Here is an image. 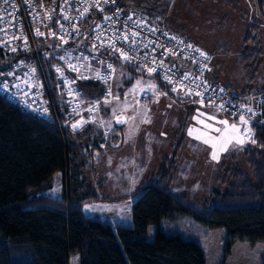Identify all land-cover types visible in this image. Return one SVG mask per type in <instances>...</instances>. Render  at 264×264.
<instances>
[{
	"label": "trees",
	"instance_id": "16d2710c",
	"mask_svg": "<svg viewBox=\"0 0 264 264\" xmlns=\"http://www.w3.org/2000/svg\"><path fill=\"white\" fill-rule=\"evenodd\" d=\"M251 1L253 9L255 6L264 13V0ZM157 2L117 0L126 14L131 10L152 11ZM89 27L90 23L85 25L86 33ZM83 36L70 45L90 56L111 59V63H127L130 77L147 72L111 50L92 48L89 36ZM263 54L262 23L257 16L246 32L240 56L248 84L242 91L230 92L232 95L244 100L251 96ZM152 76L169 97L182 104L189 101L178 97L159 74ZM77 85L89 99L101 100L107 92L106 84L96 78L78 79ZM55 96L58 101L60 97ZM70 123L64 134L60 133L45 118L20 109L0 93V264H206L197 238L163 229V225L176 224L189 215L208 228L224 227L228 243L264 241V124L254 125L255 146L245 148L248 171L227 167L217 176L222 190L214 189L210 204L172 191L179 172L176 154L180 144L176 145L158 171L137 187L135 192L140 195L133 202L129 226L84 214L86 203L108 199L98 195L104 179L93 181L83 172L84 146L101 151L105 138L103 133H95L92 124L73 132ZM118 132L122 133V127L115 126L106 144L123 139ZM59 173L63 177L62 195L44 194ZM152 224L157 229L150 240Z\"/></svg>",
	"mask_w": 264,
	"mask_h": 264
},
{
	"label": "rangeland",
	"instance_id": "374dc122",
	"mask_svg": "<svg viewBox=\"0 0 264 264\" xmlns=\"http://www.w3.org/2000/svg\"><path fill=\"white\" fill-rule=\"evenodd\" d=\"M251 2L253 3L251 0H158L152 11L131 10L129 14L147 19L157 28L167 30L204 49L225 46V42L229 39L231 43L234 42V47L238 42L242 44L244 27L248 24L249 15L254 11L262 23L264 49V13L255 6L253 9ZM55 42L57 43L54 48L57 51L64 48L60 41L51 40V43ZM75 49L81 51L78 47ZM223 50L224 48L221 49L222 52ZM236 51L237 49L234 48L233 52ZM79 58H82L79 67L81 78L100 79L106 73L111 74L110 81L105 83L107 92L103 99H89L82 93L81 108H88L78 115L73 114V120L84 116L88 124L95 127V133L101 132L105 138L100 143L102 152L98 148L93 149L92 145H85L83 148L84 175L93 181L104 179L103 189L98 191V195L108 198L86 203L83 206L86 216H101L113 223L131 225L132 205L140 195L135 192L138 185L146 180L147 176L156 173L164 157L173 153L174 142L178 137L176 135H179L182 128L186 131L187 144L177 150L176 158L181 161V167L172 186L174 193H187L190 200H201L210 204L214 189L222 190L220 184L214 186L210 182L206 186L202 184L201 189H195L200 183L194 182L196 186L192 188L188 181L191 176L188 177L185 172L184 162L190 154L188 149L192 147L199 150L202 140L207 138L212 140H210L212 147L215 145L220 150L222 148L221 162L225 170L227 167L239 166L248 171L244 153L246 147L254 148L255 143L251 142L254 133L250 130L251 139H249V131H243L242 127L238 126L239 122L242 123L240 119L235 123L238 126L237 131L233 132L229 128L232 119L227 113L221 112L214 107L215 105L214 109L207 110L204 106L206 104H202L198 106L199 109L193 116L191 108L173 101L160 89L152 73L146 72L137 77H130L127 71L128 65L122 61L111 63V59L105 61L97 55L90 56L84 53H80ZM239 70L241 76L235 78L234 82L238 88H241L247 85V76L241 65ZM261 70L264 72V54ZM145 91L151 96L146 100L143 99ZM121 113L126 114L128 118L127 123L122 126L123 143L119 147H112L106 142L115 129L116 116ZM185 119L188 121L186 129L183 127ZM220 121H227L228 125ZM226 127L227 131H225ZM190 129L193 130L192 135H189ZM197 136L201 138L197 139ZM230 136L243 139L245 143L238 144L233 140L232 143L225 144ZM211 143H207L209 152L213 151L210 147ZM224 148L226 150H223ZM197 157L195 158L199 162L207 161L203 155ZM62 189L63 177L59 173L54 178L52 188L46 190L44 194L60 197ZM156 229L157 225H150L148 229L150 240L154 238ZM163 229L168 233L180 232L185 238H197L206 264H263L264 262V241L251 243L246 240H236L228 243L224 227L208 228L190 215L180 218L176 224L163 225Z\"/></svg>",
	"mask_w": 264,
	"mask_h": 264
},
{
	"label": "built area",
	"instance_id": "2783aa9c",
	"mask_svg": "<svg viewBox=\"0 0 264 264\" xmlns=\"http://www.w3.org/2000/svg\"><path fill=\"white\" fill-rule=\"evenodd\" d=\"M0 17V93L20 109L45 118L60 133L64 134L74 113L78 115L88 108H81L77 85V80L82 79L79 56L84 52L70 45L82 39L88 23L91 27L83 38L89 36L92 48L119 49L115 52L122 60L147 72L155 69L151 73L159 74L172 89L176 88L174 92L210 102L232 116H259V123L264 124L262 98L249 105L208 79L212 57L207 51L147 20L124 13L117 0H9L8 4L0 0ZM37 30L43 35H38ZM53 39L64 48L57 51V42L51 43ZM121 52L131 59L125 60ZM185 74H190L187 79ZM110 79L111 74L106 73L99 80L106 83ZM55 95L60 97L58 101ZM149 96L147 91L143 93L144 100ZM253 98L249 99L253 102Z\"/></svg>",
	"mask_w": 264,
	"mask_h": 264
},
{
	"label": "crops",
	"instance_id": "0c3cea01",
	"mask_svg": "<svg viewBox=\"0 0 264 264\" xmlns=\"http://www.w3.org/2000/svg\"><path fill=\"white\" fill-rule=\"evenodd\" d=\"M255 17H257V15H256V12L253 11L252 14H250L248 17L249 18L248 24L244 27L245 31H244V34L242 37V44H240L238 42V44L234 47V45H235L234 42L231 43V40L229 39L227 42H225V46L220 45V46H213L210 48H204V50L207 51L212 57V66H211V69L207 72L208 79L210 81L216 83L220 87L222 86L223 88L222 87L221 88L228 91V92H232V91H234V92L238 91L239 92V91L244 90L247 86L246 85L245 87L242 86L241 88H238L235 85L234 80H236L235 78L241 76V72L239 70V65H241V67L244 71L240 56H241L242 47H243V43L245 40L246 32L250 26L251 21ZM223 48H224V50L222 52L221 49H223ZM234 48L237 49L236 52H233ZM184 66L189 68V66H187L185 64H184ZM246 82L248 84V78H247ZM220 83L222 85H220ZM256 85L257 86L254 85V90L250 94L251 95L250 97L254 96L253 102L251 101V99H249L250 97H247L245 99L249 105H253L258 98H262L264 100V72H263V70L260 71V73L257 77ZM175 94L180 98L189 99V101L186 102V104H182V103H180V104L182 106L184 105L188 108H191L192 109L191 112H192L193 116L197 112V110L199 109L198 106H201L202 104H206L204 106L207 110H209V108L214 109V107H216L212 103L201 102L199 100L191 99L185 93H183L181 91L175 92ZM170 99L179 103L175 98L170 97ZM218 110H220L221 112L227 113L229 115V116L228 115L227 116L230 117V119H232L229 123L230 129H231V125H235V123L239 122L238 120L240 119V117L232 116L228 112L223 111L221 109H218ZM244 118L248 121V123L244 124V123L239 122L238 126L242 127L243 131L247 130V132H248L249 130H251L255 135L254 125L256 123H259L260 117L255 116L254 118H246V117H244ZM187 124H188V121L185 119L184 123H183V127L185 129H186ZM238 126H236V128H238ZM185 133H186V131H183V128H182V131L179 132V135H176L178 137L175 139L176 140V142H174L175 146L180 144V148H181L182 145L184 146L187 144ZM210 140L211 139H209V143H211ZM210 147H212V143H211ZM211 149L213 151L209 152V148H208L207 144L204 143V140H202L201 148L199 150L193 149L192 147L190 149H188L190 154H188V156L186 157L187 160L184 163H185V172H186L187 176L188 177L191 176L190 178H188V181H190L192 188L196 186L194 184V182L200 183V186H198L195 189H199L202 186V184L206 186L209 182H210V184H214V186L218 185L217 176L219 174H223V172H225V169L223 168V163L221 162L222 161L221 159L223 157V155L221 154L222 148L220 150L219 147L217 146L215 148L212 147ZM214 152L218 156V159H213V153ZM197 155L205 156V158H206L205 160H207V161H205L204 163L199 162L196 159V158H198ZM178 165H179V170H180V167H181V161L180 160H178ZM213 165H214V167L212 168ZM202 166H203V169H202ZM218 166H219V169L217 170ZM221 168H223V170H222L223 172L221 171V173H219ZM207 179H209V181ZM103 218H106V217H103ZM110 222H112V221H110ZM116 223H121V222H116ZM127 225L131 226L132 224L130 225V223H129Z\"/></svg>",
	"mask_w": 264,
	"mask_h": 264
},
{
	"label": "snow or ice",
	"instance_id": "6c2138e0",
	"mask_svg": "<svg viewBox=\"0 0 264 264\" xmlns=\"http://www.w3.org/2000/svg\"><path fill=\"white\" fill-rule=\"evenodd\" d=\"M106 2H107V0H106ZM113 2H114V0H113ZM3 3L8 4V3H9V0H3ZM85 11H87V9H86ZM67 18H68V17L65 16V19H67ZM0 19H2V17H0ZM105 19H110V17H105ZM129 19H131V17H129ZM37 34H38V35H43V33H40L38 30H37ZM132 35L135 36V35H137V33H133ZM16 38L19 39L20 37H16ZM124 39H126V40L128 39L127 34H125ZM133 42H135V41H133ZM102 46H103V45H102ZM187 47H192V45H188ZM11 50H12V51H15L16 49L13 48V49H11ZM114 51H120V50L114 48ZM196 51H199V50L197 49ZM200 55L205 56V57L207 58L206 54L203 53V52H200ZM121 56H122L125 60H130V59H131L130 57H128V55H127L125 52H121ZM205 67H206V65H205ZM58 71H59V69H58ZM148 71L151 73V72L155 71V69L149 68ZM189 75H190V74H185V75H184V79H187ZM172 90H173V91H177L176 88H173ZM190 92H191V90H189V94H190ZM197 95H199V93H197ZM249 111H251V109H249ZM240 120H241V122L244 123V124H247V123H248V121L244 118L243 115L240 117ZM117 122H118V123H123V121H120V120H118ZM145 122H150V121H145ZM220 123H222V124H224V125H226V126L228 125V122H227V121H220ZM73 127H76V125H74ZM231 129H232L233 132L237 131L236 125H231ZM217 131H220V130L217 129ZM225 131H227V127L225 128ZM192 134H193V130L190 129V130H189V135H192ZM196 138H197V139H200L201 137H200V136H197ZM249 139H251L250 130H249ZM233 140H236V143H238V144H243V143H245V141H244L243 139H236V137H234V136H230V137H228V139L225 141V144H230V143L233 142ZM251 142H252V143H255L256 141H255L254 139H251ZM204 143H206V144L209 143V140H208V139H205V140H204ZM213 148H215V145H213ZM223 150H226V148H224ZM213 159H218V156L216 155L215 152L213 153ZM86 207H87V206H86Z\"/></svg>",
	"mask_w": 264,
	"mask_h": 264
},
{
	"label": "water",
	"instance_id": "95a60500",
	"mask_svg": "<svg viewBox=\"0 0 264 264\" xmlns=\"http://www.w3.org/2000/svg\"><path fill=\"white\" fill-rule=\"evenodd\" d=\"M120 120V121H123V123H118L117 121ZM127 116L126 114L124 113H121V114H118L115 118V124L117 127H122L124 126L126 123H127ZM88 124V120L84 117V116H79L78 118H76L75 120H73L71 123H70V129L73 131V132H78L80 130H82L86 125ZM74 125H76V127H73ZM118 134L121 136L122 133L121 132H118ZM122 142H123V139L122 137H120V139L118 141H111L110 142V145L112 147H119L122 145Z\"/></svg>",
	"mask_w": 264,
	"mask_h": 264
}]
</instances>
